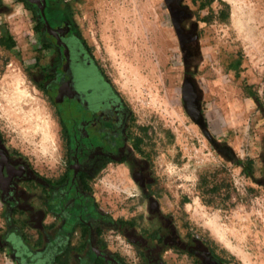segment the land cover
I'll return each mask as SVG.
<instances>
[{"label":"rangeland","instance_id":"rangeland-1","mask_svg":"<svg viewBox=\"0 0 264 264\" xmlns=\"http://www.w3.org/2000/svg\"><path fill=\"white\" fill-rule=\"evenodd\" d=\"M180 5L190 14L186 32L195 29L188 54L165 0L59 2L136 112L162 210L233 262L264 264V0ZM4 36L15 43L0 45V133L12 150L52 173L65 164L63 124L37 68L46 54L36 14L23 0H0ZM187 78L208 130L233 159L188 115ZM99 184L123 219L145 213L144 197L124 172H108ZM0 264H13L4 251Z\"/></svg>","mask_w":264,"mask_h":264},{"label":"flooded vegetation","instance_id":"flooded-vegetation-1","mask_svg":"<svg viewBox=\"0 0 264 264\" xmlns=\"http://www.w3.org/2000/svg\"><path fill=\"white\" fill-rule=\"evenodd\" d=\"M23 1L36 14L46 54L37 68L63 124L65 164L42 172L0 133V251L13 264H239L162 210L136 112L60 0ZM120 171L145 199L131 219L99 192Z\"/></svg>","mask_w":264,"mask_h":264},{"label":"water","instance_id":"water-1","mask_svg":"<svg viewBox=\"0 0 264 264\" xmlns=\"http://www.w3.org/2000/svg\"><path fill=\"white\" fill-rule=\"evenodd\" d=\"M168 8L172 11V20L174 24V28L178 35L181 47L183 51L188 54L189 46L194 42V27L191 33H187L186 29L183 25V22L190 17L188 9L182 7L180 2L182 0H165ZM175 8V9H174ZM183 100L187 108V113L190 118L194 121V123L202 130L203 134L207 138V140L214 146L218 151L228 157L229 159H233L235 157L234 152L226 146H221L212 136L210 131L208 130L206 120L201 110V105L199 103V97L197 95V89L192 81V79L187 78L184 86H183Z\"/></svg>","mask_w":264,"mask_h":264},{"label":"trees","instance_id":"trees-1","mask_svg":"<svg viewBox=\"0 0 264 264\" xmlns=\"http://www.w3.org/2000/svg\"><path fill=\"white\" fill-rule=\"evenodd\" d=\"M222 18H223L224 20H225V18H226V15H225L224 12L222 13ZM7 42H9L10 45L15 43V42L13 41L12 38H7V36H6V37L4 36V37H2V38L0 39V45H2V46H6V47H8Z\"/></svg>","mask_w":264,"mask_h":264}]
</instances>
